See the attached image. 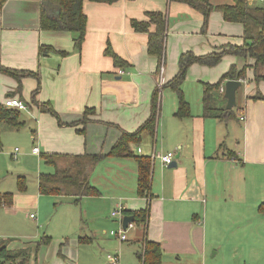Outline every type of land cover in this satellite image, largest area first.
<instances>
[{
    "label": "crops",
    "instance_id": "crops-1",
    "mask_svg": "<svg viewBox=\"0 0 264 264\" xmlns=\"http://www.w3.org/2000/svg\"><path fill=\"white\" fill-rule=\"evenodd\" d=\"M211 1L214 5L233 2ZM249 2L264 6V0ZM41 3L5 0L0 10V66L32 71L40 78L26 75L18 81L0 71V105L5 106L9 97H18L28 105V110H20L21 128L0 122V185L11 173L14 185L0 191L18 192V177L30 171L27 158L35 160L36 156L42 169L45 153H108L124 131L133 132L147 120L158 91L156 133L145 130L140 141L132 144L134 153L152 159L151 198L137 192L134 156H107L90 178L101 191L99 195L75 201L77 197L49 194L66 200L56 202L60 204L56 221L51 220L45 234L24 235L18 240L0 237V243L6 241L11 250L29 249L28 264H112L111 254L120 256L119 264H142L137 253L145 237L161 243L163 264H196V260L199 264H264V213L259 210L264 202V99L255 97L264 96V79L255 78V60L230 52L215 65L192 63L182 84L191 106V115L184 118L176 115L178 97L170 86L184 52L205 56L240 46L244 24L226 21L215 9L204 29L203 15L177 1L85 0L87 30L79 49L72 32L41 28ZM149 10H161L167 16L162 58L149 52L148 32L131 25L132 19L147 20ZM153 28L152 24L150 30ZM41 45H51L56 51L41 55ZM108 46L130 66L117 67L106 54ZM162 64L165 82L160 86ZM232 65L240 69L247 65V76L232 108L234 115L225 120L204 115V84L218 82ZM259 73L264 75V67ZM226 81L221 87L225 88ZM221 87L217 104L226 108ZM87 109L92 112L86 114ZM26 116L36 123L27 125ZM23 136L26 143L31 140L39 146L40 153H35L33 146L14 167L9 155L17 147L14 142ZM168 151L175 152L169 165L177 162V166L162 162L159 155ZM26 192L19 191L14 197L24 199ZM42 195L34 194L25 206L35 202L40 208ZM120 204L136 211L149 206L147 226L136 223L127 228L124 241L110 233L124 226V220L112 215ZM105 213L109 216H101ZM46 237L51 240L41 243ZM212 250L214 258L220 255L215 262L209 255Z\"/></svg>",
    "mask_w": 264,
    "mask_h": 264
},
{
    "label": "trees",
    "instance_id": "trees-1",
    "mask_svg": "<svg viewBox=\"0 0 264 264\" xmlns=\"http://www.w3.org/2000/svg\"><path fill=\"white\" fill-rule=\"evenodd\" d=\"M5 0H0V10ZM85 0H42L40 24L44 30L70 31L75 34L74 41L77 48H81L87 30V15L84 12ZM97 2L113 3L117 0H91ZM186 3L203 15L205 29L208 25L209 17L213 10H220L223 17L228 22H240L244 24V43L240 46H231L219 53H211L205 56H197L194 53L184 52L179 61V72L170 81L178 97V110L176 115L184 118L191 115V106L185 97L182 84L186 78L189 66L194 62L215 65L221 57L230 52L251 57L255 60L254 67L256 80L264 79V75L259 73V68L264 67V6L250 3L249 0H233L232 3L214 5L211 0H170ZM147 20L132 19L131 25L137 31L148 32V50L151 54L162 58L165 50V38L167 29V16L161 10L147 11ZM154 25L153 30L150 26ZM56 51L51 45H41L40 54H47ZM64 54L66 52H63ZM106 54L112 56L117 67H129L130 63L118 55L111 46L106 49ZM0 71L8 73L18 81L23 76L34 75L39 81V74L28 71L0 66ZM247 76V65L238 68L232 65L230 69L222 75L216 83L204 84V115L218 119H227L234 115L233 109L226 113L224 106H218V93L222 82L229 79H244ZM39 88L33 91V100ZM226 101L224 94L221 95ZM255 97L263 98L262 94ZM159 93L154 95L152 103V113L147 120L135 131H124L118 141L108 153H85L81 155H69L61 153H45L43 160L54 167L52 172H42L39 175L38 186L42 194H58L77 197L79 201L84 196L99 195L101 191L92 184L90 178L97 164L107 156L121 157L134 156L138 163V186L137 192L141 197H151V184L153 173V162L149 155H138L132 150V144L138 143L142 132L147 130L152 135L156 132L159 114ZM59 117L53 109H48ZM92 112L87 109L86 114ZM86 119L84 121H87ZM0 122L21 128L20 110L0 105ZM18 187L21 192L27 190V179L25 176L18 177ZM14 203V193L0 191V206H12ZM259 210L264 213V202L260 204ZM127 215L134 216V222L147 226L149 206L142 210H126ZM51 237L42 239L41 243H46ZM40 243V244H41ZM39 244V245H40ZM29 249L11 250L6 241L0 243V264H28ZM139 259L142 264H163V249L161 243L145 237L143 248L138 251Z\"/></svg>",
    "mask_w": 264,
    "mask_h": 264
},
{
    "label": "rangeland",
    "instance_id": "rangeland-1",
    "mask_svg": "<svg viewBox=\"0 0 264 264\" xmlns=\"http://www.w3.org/2000/svg\"><path fill=\"white\" fill-rule=\"evenodd\" d=\"M73 33V32H72ZM74 34V33H73ZM27 115V113L23 112V115ZM27 120V125L30 121V125L33 126L32 121L36 123V120L33 118H30L28 116L25 117ZM26 129V128H25ZM26 136H23V139L16 140L14 143L18 148V151L14 150L13 155H9L11 161L13 162V166L18 164V158H22V153H30L32 150V147L34 144L32 141L25 140ZM31 145V146H30ZM39 147V146H38ZM8 152V149H6ZM37 157L35 156V160H33L32 157L26 159V166L29 167L30 171L22 172L21 174L26 177L27 179V195L23 198H19L17 196L14 197V204L12 205V208H3L0 206V237L4 239H11V240H18V238L22 239L24 235L27 236H34L35 234L43 235L45 234L47 229V225L50 224L51 220H55L54 216L57 213L58 207L60 204H57V201L66 200L63 199L60 196H51L49 194L42 195L43 200L40 201V208H38L36 205L37 203L33 202L29 206H25L24 203L28 202L29 200L33 199L32 197L34 194H38V183L36 180L37 175L40 172H47V171H53L54 167L52 165H49L45 162H42V169H39L37 163H36ZM17 160V161H16ZM35 161V163H34ZM34 163V166H33ZM2 167H5L3 164ZM35 167V168H34ZM7 168V167H6ZM8 170H11L10 168H7ZM14 169V168H12ZM11 172V171H10ZM12 174L6 175V179L1 183L0 188H14V185L12 183ZM11 180V181H10ZM93 180V179H92ZM108 184V182L106 183ZM7 190V189H4ZM15 191H18L14 193V195L19 194V187L17 185ZM17 199V200H16ZM105 207V205H103ZM7 209V210H6ZM33 213L36 217H31L30 214ZM101 216L106 217L109 216V214L105 213ZM88 224H86V227ZM94 224L89 226L90 228H94ZM96 228V227H95ZM119 229V228H117ZM113 230V229H112ZM111 232V231H110ZM128 234L129 231L127 230ZM30 234V235H29ZM209 255L212 257V262H215L220 255L215 256V250H212ZM226 256V257H225ZM225 258L228 257L227 253L225 254ZM12 264V262L8 263ZM196 264H199V261L196 260Z\"/></svg>",
    "mask_w": 264,
    "mask_h": 264
},
{
    "label": "built area",
    "instance_id": "built-area-1",
    "mask_svg": "<svg viewBox=\"0 0 264 264\" xmlns=\"http://www.w3.org/2000/svg\"><path fill=\"white\" fill-rule=\"evenodd\" d=\"M164 69H165L164 65L162 64L160 66V72H159V74H160V78H159L160 86H162L164 84V82H165V79L162 76L163 72H164ZM119 71H120V73H123L124 70L120 69ZM221 91L224 92L225 88L221 87ZM5 106L9 107V108L19 109V110H28L27 103L24 102L22 99H20L18 97H9V98H7L5 100ZM16 150L18 151V148H16ZM33 151L35 153H38V154L40 153V149H39L38 146H34ZM159 156H160L162 162L164 163V165H169V164H171L174 161L175 152L168 151V152H165V153H161ZM153 157H155V154H153ZM150 198L151 197H148V199H150ZM126 210H127V208L120 204V205H118V207L113 209L112 215L113 216H119L121 218V220L123 221L124 220V216L126 215ZM31 216L33 217L34 214H31ZM135 224H136V222L131 221V222L128 223L127 228L134 227ZM127 228H124V226H122L119 229L111 230L110 233L113 236H117L121 241H124V240H127V238H128L127 232H126ZM109 261L112 264H119L120 263V256L111 254V255H109Z\"/></svg>",
    "mask_w": 264,
    "mask_h": 264
},
{
    "label": "water",
    "instance_id": "water-1",
    "mask_svg": "<svg viewBox=\"0 0 264 264\" xmlns=\"http://www.w3.org/2000/svg\"><path fill=\"white\" fill-rule=\"evenodd\" d=\"M242 86V79H229L225 83V97L227 99V105H226V113L228 111H231L234 106H236L237 101V90ZM177 166V162H174L172 165H169V167H175ZM128 210V209H127ZM134 216L132 215H125L124 216V228H127L128 223L131 221H134ZM20 264H23L21 261Z\"/></svg>",
    "mask_w": 264,
    "mask_h": 264
}]
</instances>
